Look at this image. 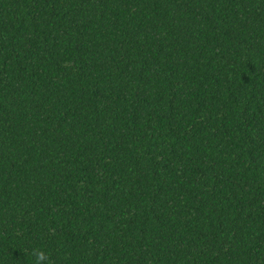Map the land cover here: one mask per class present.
<instances>
[{
  "label": "trees",
  "instance_id": "1",
  "mask_svg": "<svg viewBox=\"0 0 264 264\" xmlns=\"http://www.w3.org/2000/svg\"><path fill=\"white\" fill-rule=\"evenodd\" d=\"M264 264V0H0V264Z\"/></svg>",
  "mask_w": 264,
  "mask_h": 264
},
{
  "label": "clouds",
  "instance_id": "2",
  "mask_svg": "<svg viewBox=\"0 0 264 264\" xmlns=\"http://www.w3.org/2000/svg\"><path fill=\"white\" fill-rule=\"evenodd\" d=\"M45 259V253L44 252H37L36 253V262L39 264L40 261H43Z\"/></svg>",
  "mask_w": 264,
  "mask_h": 264
}]
</instances>
